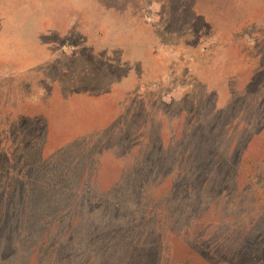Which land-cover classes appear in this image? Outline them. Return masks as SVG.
I'll return each mask as SVG.
<instances>
[{
	"label": "rangeland",
	"instance_id": "obj_1",
	"mask_svg": "<svg viewBox=\"0 0 264 264\" xmlns=\"http://www.w3.org/2000/svg\"><path fill=\"white\" fill-rule=\"evenodd\" d=\"M0 264H264V0H0Z\"/></svg>",
	"mask_w": 264,
	"mask_h": 264
}]
</instances>
